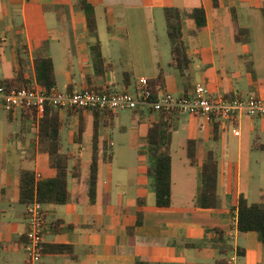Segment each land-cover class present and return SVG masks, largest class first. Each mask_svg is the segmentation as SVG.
<instances>
[{
  "label": "crops",
  "instance_id": "0c3cea01",
  "mask_svg": "<svg viewBox=\"0 0 264 264\" xmlns=\"http://www.w3.org/2000/svg\"><path fill=\"white\" fill-rule=\"evenodd\" d=\"M81 1L0 0V83L18 76L19 54L26 58L25 78L38 83L36 59L49 53L55 63L57 89L61 90V78L66 84L61 91L97 87L138 94L141 80L155 78L163 68V92L187 95L201 84L212 95L264 97V49L257 48L254 40L255 25L264 17V0H219L218 8L214 0H87L96 7L98 38L106 59L107 69L101 77L96 76L91 54L96 38L89 31ZM168 7L181 9L184 16L183 32L192 59L190 80L170 65L172 43L161 32ZM197 8L205 10L202 28H197L191 16ZM227 23L234 26L233 35L224 32ZM239 27L249 29L250 34L237 41ZM125 73L130 74V86L124 81ZM94 110L99 109H60L64 121L61 150L72 155L71 167L80 165V176L70 173V202L44 204V264H217L222 258L228 261L233 253L239 255V264H264L259 234L239 231L237 210L242 194L250 203L264 205V172L256 179L252 171L244 175L242 166L246 141L248 161L263 165L254 155L264 154L260 147L264 118L238 117L235 126L240 136L233 133V126L216 120L220 124V139L216 140L213 123L204 117L145 107L101 110L99 138L106 142L108 156L93 191ZM126 113L132 114L130 126L123 121ZM27 117L25 112L11 113L0 107V264L26 263L28 217L27 204L20 198L21 171H34L36 180L57 175L49 154L39 148L42 117L37 115L35 122ZM163 117L172 122L173 133L170 207L157 206L145 160L149 129ZM116 118L120 125L117 143ZM63 131L71 143L67 151ZM230 138L237 140L236 146L229 144ZM190 140L198 142L196 165L188 157ZM176 147L182 150L177 164ZM210 149L219 158L221 206L217 209L202 208L199 201L202 162ZM139 198L146 203L139 204ZM139 212L143 214L141 224Z\"/></svg>",
  "mask_w": 264,
  "mask_h": 264
},
{
  "label": "trees",
  "instance_id": "16d2710c",
  "mask_svg": "<svg viewBox=\"0 0 264 264\" xmlns=\"http://www.w3.org/2000/svg\"><path fill=\"white\" fill-rule=\"evenodd\" d=\"M215 8L219 7V0H214ZM81 8L85 12L89 31L96 41L91 44V54L97 77L104 75L107 66L106 59L103 56L101 42L98 38V19L96 7L87 0L81 1ZM264 13V6L262 8ZM191 16L195 19L197 28H202L206 23L205 10L203 8L194 9ZM183 13L181 9L168 7L165 9V20L167 26V34L172 43L170 65L181 70L187 76L188 80L192 78V59L188 54V43L183 32ZM250 30L239 27L235 36L237 41L242 36L249 35ZM20 70L18 76L13 79L5 80L0 85H6L9 88H22L32 86L33 82L29 78H25L27 72V62L21 54H19ZM37 80L41 87L51 91L57 89V76L55 63L49 53L41 55L36 59ZM165 70L160 69L158 75L148 80L146 90L150 94V101L156 102L160 95L164 93L166 86ZM130 74L125 73L124 81L128 86ZM101 91L97 87H88ZM71 90V89H70ZM74 111L80 109L73 108ZM27 114V118L35 122L37 121V113L35 110L22 111ZM101 110H94V142L93 156L91 163L90 183L93 191L99 179L100 167L106 161L108 156L107 144L99 138V115ZM211 122L214 125V137L220 139V124ZM84 118L81 119V133L84 130ZM64 121L60 112V108L48 105L44 115L39 122V148L42 152L48 153L50 157V165L57 170V175L53 178H45L36 180L35 172L31 170H22L20 173V198L23 203L31 202L35 196L43 204H66L72 200V194L69 189V176L72 173L75 177L80 176V165L75 164L71 167L72 155L61 150L62 138L61 129ZM148 157L150 164L148 165L147 174L151 180V186L156 194V204L159 207H170L173 205V157H172V122L168 118H161L154 123L148 132ZM264 149V144L260 145ZM187 152L190 162L193 165L198 164V142L190 140L187 145ZM200 205L205 209H217L221 206V197L219 194V158L215 150H208L202 162V190L200 194ZM146 203V199L139 198V204ZM238 229L240 232L246 233L256 231L259 234V240L264 245V205L258 203H250L247 197L242 194L239 198L238 205ZM139 221L142 223V213H138ZM66 248L65 246L58 247ZM223 254L226 251H222ZM217 264H228L226 258H222L216 262Z\"/></svg>",
  "mask_w": 264,
  "mask_h": 264
},
{
  "label": "built area",
  "instance_id": "2783aa9c",
  "mask_svg": "<svg viewBox=\"0 0 264 264\" xmlns=\"http://www.w3.org/2000/svg\"><path fill=\"white\" fill-rule=\"evenodd\" d=\"M147 79L141 80L138 94L129 91H98L93 88H82L79 91H51L38 83L22 88H9L0 85V107L11 113L35 110L39 117L44 115L48 105L60 109L105 110L121 112L145 107L153 111L172 113L179 112L209 121L217 120L224 125L233 126V133L240 136L236 127L238 117L248 115L252 118H264V97L233 95L229 98L212 95L206 86L198 84L191 94L177 96L164 92L156 102L150 101L146 90ZM28 230L27 241L24 244L25 264H44V204L35 198L27 203ZM228 264H239V255L233 253L228 258Z\"/></svg>",
  "mask_w": 264,
  "mask_h": 264
},
{
  "label": "rangeland",
  "instance_id": "374dc122",
  "mask_svg": "<svg viewBox=\"0 0 264 264\" xmlns=\"http://www.w3.org/2000/svg\"><path fill=\"white\" fill-rule=\"evenodd\" d=\"M264 17L262 16V18L258 21V23H256V27H255V31H254V40H255V43H256V46L257 48L259 49H264V40H263V34H264ZM100 29H101V32H104V29H105V25L103 23L100 24ZM106 31V30H105ZM166 36H165V39H169L168 37V34H167V27L166 25H164V29L162 28V31ZM226 35H233L234 33V26L230 23H227L226 26H225V31ZM169 42H170V39H169ZM262 68V65H260V69ZM261 72V71H260ZM61 86H60V89L61 90H64V88L66 87V84L64 83V80L63 78H61ZM1 114H4L5 115V112L2 111ZM123 121H124V124L127 125V126H130L132 123H131V119H132V114L130 113H126L123 115ZM15 125H18L17 123H14ZM115 126H116V137H115V142L117 143L118 140H117V137H118V129L120 127L118 121H117V118H116V122H115ZM63 135V146H64V149L65 151H67V149L71 146V143L67 140L66 136V132L63 131L62 133ZM103 137V136H102ZM229 144L231 146H233L235 144L236 146V142L237 140L235 138H230L228 140ZM247 141L245 142V150L243 152V174L246 175V172L248 171H252L254 174H255V178L256 179H259V177L261 176V174L264 172V154H261V153H256L254 156L256 159H259L260 162H263V165H257V164H254V163H250L249 160V150L247 149ZM119 146V143L116 145V153L118 154V151H119V148L117 147ZM181 154H182V150L178 147H176V150H175V162L177 164L178 161H180L181 159ZM146 160V163L147 165L150 164V160H149V157L147 156V158L145 159ZM181 163V162H179ZM258 189H255L254 190V194H255V200H257L258 198ZM240 258V257H239Z\"/></svg>",
  "mask_w": 264,
  "mask_h": 264
}]
</instances>
